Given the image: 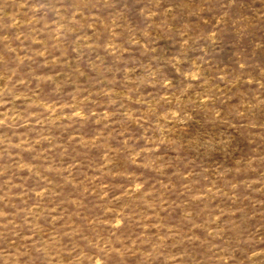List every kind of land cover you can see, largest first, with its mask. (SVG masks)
Instances as JSON below:
<instances>
[{"label":"rangeland","instance_id":"rangeland-1","mask_svg":"<svg viewBox=\"0 0 264 264\" xmlns=\"http://www.w3.org/2000/svg\"><path fill=\"white\" fill-rule=\"evenodd\" d=\"M0 264H264V0H0Z\"/></svg>","mask_w":264,"mask_h":264}]
</instances>
